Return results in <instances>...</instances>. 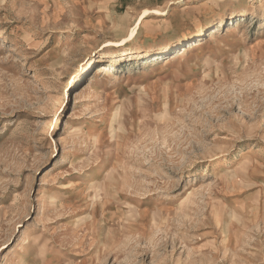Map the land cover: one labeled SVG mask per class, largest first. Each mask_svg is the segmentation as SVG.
<instances>
[{
  "label": "rangeland",
  "instance_id": "obj_1",
  "mask_svg": "<svg viewBox=\"0 0 264 264\" xmlns=\"http://www.w3.org/2000/svg\"><path fill=\"white\" fill-rule=\"evenodd\" d=\"M0 264H264V0H0Z\"/></svg>",
  "mask_w": 264,
  "mask_h": 264
},
{
  "label": "bare ground",
  "instance_id": "obj_2",
  "mask_svg": "<svg viewBox=\"0 0 264 264\" xmlns=\"http://www.w3.org/2000/svg\"><path fill=\"white\" fill-rule=\"evenodd\" d=\"M199 44H200L199 41H194L192 43V45L194 47L198 46ZM122 45H124V44L121 43V44L115 45V46H122ZM152 53H153V51H151V50L139 51L136 48L119 49V50H115V51H112V50L109 51V55L107 56V58H117V57H125V56H128V55H134V54L143 55V54H152ZM110 69H111L110 66L102 65V66L98 67V69H96L94 75L96 76V74L103 73L104 77H108V76L112 75V73L110 72ZM89 81L93 82V76L90 78V80L87 81L86 84H88ZM74 94H75L74 96H75V99H76L77 95H78V90L75 91Z\"/></svg>",
  "mask_w": 264,
  "mask_h": 264
}]
</instances>
